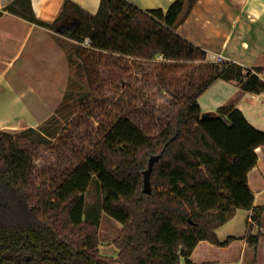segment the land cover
Listing matches in <instances>:
<instances>
[{
  "label": "trees",
  "instance_id": "trees-1",
  "mask_svg": "<svg viewBox=\"0 0 264 264\" xmlns=\"http://www.w3.org/2000/svg\"><path fill=\"white\" fill-rule=\"evenodd\" d=\"M104 1L107 11L92 14L66 0L51 26L81 45L89 38L90 47L103 51L206 59L202 47L175 30L197 0H174L166 10ZM26 16L44 24L31 9ZM209 64L211 75L176 105L160 134L149 135L120 117L54 189L39 179L34 157L15 133L0 130V264H112L100 251L98 223L84 217L94 175L104 211L123 224L115 239L121 264H215L195 263L191 254L202 240L230 244L235 237L221 240L217 229L239 208L252 210L247 241L257 250L261 235L252 228L262 226L264 205H254L249 172L257 165V148L264 147V131L234 105L203 117L200 96L218 79L237 81L250 93L263 92L264 80L235 62ZM154 155L152 190L145 192L144 172Z\"/></svg>",
  "mask_w": 264,
  "mask_h": 264
},
{
  "label": "crops",
  "instance_id": "crops-1",
  "mask_svg": "<svg viewBox=\"0 0 264 264\" xmlns=\"http://www.w3.org/2000/svg\"><path fill=\"white\" fill-rule=\"evenodd\" d=\"M72 1L92 14L103 9L107 11L103 0ZM130 1L144 10H166L174 0ZM65 2L0 0V10L4 9L0 15V130L11 131L17 136L39 129L65 99L71 73L66 44L74 39L58 33L51 26ZM11 4H14L13 9H6ZM30 9L44 24L26 16ZM175 30L207 52L206 62H235L248 69L264 70V0H197ZM228 85L227 98L221 99L219 91ZM203 100L207 101L209 116L222 106L234 105L254 126L264 131V91L244 92L237 81L218 79L200 96L201 108ZM257 152L258 162L249 172V185L255 195L254 205H264V147H258ZM241 209L217 229L221 240L228 236L235 239L225 246L200 241L191 254L195 263L230 264L234 255L238 258L246 255L250 248L247 222L252 221V210H244V233L235 235L229 233L233 232L232 228L231 231L223 230ZM252 233L258 234L253 230ZM258 250L264 252V237L260 236Z\"/></svg>",
  "mask_w": 264,
  "mask_h": 264
},
{
  "label": "rangeland",
  "instance_id": "rangeland-1",
  "mask_svg": "<svg viewBox=\"0 0 264 264\" xmlns=\"http://www.w3.org/2000/svg\"><path fill=\"white\" fill-rule=\"evenodd\" d=\"M66 45L71 73L65 99L43 126L16 136L34 157L39 179L47 180L52 189L120 117L130 118L149 135L160 134L175 115L176 105L212 72L210 62L205 60L170 61L162 55L157 59L130 57L81 45L76 40ZM227 89L229 85L219 91L221 99L227 98ZM206 113L210 112L203 100L202 114ZM244 210L224 225L225 232L231 228L233 232L229 233L235 235L245 232ZM84 217L99 225L101 253L113 258L112 264H121L115 239L123 224L104 211L96 175L85 193ZM253 227L264 237V220L263 229L255 223ZM232 259L230 264H264V252L250 245L246 255H234Z\"/></svg>",
  "mask_w": 264,
  "mask_h": 264
},
{
  "label": "water",
  "instance_id": "water-1",
  "mask_svg": "<svg viewBox=\"0 0 264 264\" xmlns=\"http://www.w3.org/2000/svg\"><path fill=\"white\" fill-rule=\"evenodd\" d=\"M209 114L206 113L203 117H208ZM158 159V155H154L149 160V166L144 172V191L151 192L152 190V183H151V173L153 171L154 162Z\"/></svg>",
  "mask_w": 264,
  "mask_h": 264
},
{
  "label": "built area",
  "instance_id": "built-area-1",
  "mask_svg": "<svg viewBox=\"0 0 264 264\" xmlns=\"http://www.w3.org/2000/svg\"><path fill=\"white\" fill-rule=\"evenodd\" d=\"M89 45L90 44V39L89 38H87L85 41H84V43H83V45ZM253 72L254 73H256L261 79H263L264 80V70H262V71H256V70H253Z\"/></svg>",
  "mask_w": 264,
  "mask_h": 264
}]
</instances>
